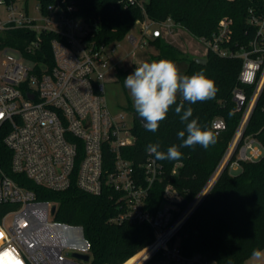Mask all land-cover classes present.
Segmentation results:
<instances>
[{"label":"built area","instance_id":"2783aa9c","mask_svg":"<svg viewBox=\"0 0 264 264\" xmlns=\"http://www.w3.org/2000/svg\"><path fill=\"white\" fill-rule=\"evenodd\" d=\"M31 1L0 0V142L11 150V170L53 191L69 188L74 180L91 194L113 190L118 212L112 221L147 223L154 231L139 264H217L200 252H185L179 232L224 169L264 157V143L246 133L264 89V0L249 9L245 31L255 30L249 39L233 40L234 19L228 15L210 36L198 38L208 51L242 61V87L233 90L242 115L200 193L179 206L184 196L167 183L156 208L150 198L155 183L163 181L162 166L152 155L140 162L124 156L136 141L133 123L123 112H113L105 97L106 73L120 45L96 41L95 23L78 14V0H34V13ZM146 1L127 0L144 13L136 23L139 33L127 34L135 49L164 37L163 27L166 34L173 32L171 18L159 22L146 15ZM12 29L34 33L25 51L5 44L3 34ZM43 35L50 36L51 65L35 62L30 54L41 48ZM246 87L252 88L250 94ZM211 126L218 135L230 129L222 117ZM52 206L0 163V254L10 253L0 264H88L76 256L91 251L83 226L54 219Z\"/></svg>","mask_w":264,"mask_h":264},{"label":"trees","instance_id":"16d2710c","mask_svg":"<svg viewBox=\"0 0 264 264\" xmlns=\"http://www.w3.org/2000/svg\"><path fill=\"white\" fill-rule=\"evenodd\" d=\"M262 1L148 0L144 6L150 19L161 22L171 18L197 38L210 36L223 16H231L234 19L233 40L245 41L255 35L253 28L248 34L245 31L249 9L259 7ZM77 12L95 23L93 37L96 41L105 43L118 42L134 29L137 20L144 18L142 9L136 4H128L127 0H78ZM34 37L29 29H12L3 34L5 44L23 51ZM42 37L41 48L30 54L35 62L51 65L50 36ZM154 44L158 49L154 58L188 60L184 75L191 76L204 70L214 80L219 89L215 99L191 105L194 108L193 118L198 117L203 127L214 132L211 126L213 119L222 117L230 129L218 135L216 144L207 150L199 145L195 148H180L183 153L181 159L157 160L162 166L163 181L155 183L152 189L151 208H156L161 202L163 188L167 183L173 184L187 200L200 193L218 166L242 115L233 100V90L241 86L238 80L242 66L240 59L222 57L208 51L205 55L207 62L198 63L163 37L154 38ZM117 74L118 80L124 81L127 72L119 68ZM246 90L250 94L252 88L246 87ZM181 100L178 97V103ZM184 103L185 107L189 106L187 102ZM184 129L185 124L180 122L174 107L156 133L147 131L134 118L133 132L136 141L123 150L124 156L136 162L143 161L148 155L154 156L146 152L150 143H159V150L166 152L168 147L182 143L178 139V132ZM246 133H253L264 143V89ZM0 163L7 174L34 190L38 199L51 201L56 206L54 219L83 226L85 235L91 242L88 264H132L152 242L154 231L149 224H120L112 221V217L118 212L117 194L113 190L105 188L99 195L91 194L81 190L75 180L69 188L62 191L37 185L25 174L11 170V150L2 140ZM179 235L185 252H200L217 264H246L251 255L263 250L264 157L243 162L237 172L224 169L210 192L185 222Z\"/></svg>","mask_w":264,"mask_h":264},{"label":"clouds","instance_id":"9594fccd","mask_svg":"<svg viewBox=\"0 0 264 264\" xmlns=\"http://www.w3.org/2000/svg\"><path fill=\"white\" fill-rule=\"evenodd\" d=\"M124 86L130 92L135 113L144 128L156 133L162 121L174 107L180 122L185 129L178 132L179 145H172L167 151H160L159 143H150L146 147L148 154H154L160 161H176L182 158L180 148H195L199 145L207 150L217 142L218 133L199 123V118H193L197 102L215 99L219 89L214 80L208 77L204 70L189 75L180 73L174 62L167 59L145 61L132 74L124 79ZM178 96L182 98L178 103ZM189 105L185 107V103Z\"/></svg>","mask_w":264,"mask_h":264},{"label":"rangeland","instance_id":"374dc122","mask_svg":"<svg viewBox=\"0 0 264 264\" xmlns=\"http://www.w3.org/2000/svg\"><path fill=\"white\" fill-rule=\"evenodd\" d=\"M35 11V1L32 0L30 2V12L34 13ZM173 32L166 34L167 29H164V37L165 41L173 42L176 46H178L181 50L186 52L189 58H193L196 56H203L206 55L208 50L205 45L197 38L186 31L184 28H179L173 22ZM140 24H136L134 29L132 30L135 33H139ZM120 46L118 47L115 53V61L124 60V65L129 70L133 67V65L141 64L145 61H153V60H161L154 58V52L156 45L154 44V39L147 42L142 47H139L136 51H134V46L129 40V35L124 36L117 42ZM168 60V59H167ZM28 65L31 66L30 62H26ZM179 64L183 66L188 64V60H180ZM113 66L115 63L113 62ZM180 70V69H179ZM180 73L183 74L184 70H180ZM128 75V74H127ZM126 75V77H127ZM125 77V78H126ZM105 97L108 102L110 109L113 112H123L127 118V120L131 123L134 121L133 112V101L130 95V92L124 86V81L115 80L114 77H106L105 78ZM233 170V172L239 171ZM246 264H264V249L256 252L255 254L251 255Z\"/></svg>","mask_w":264,"mask_h":264},{"label":"crops","instance_id":"0c3cea01","mask_svg":"<svg viewBox=\"0 0 264 264\" xmlns=\"http://www.w3.org/2000/svg\"><path fill=\"white\" fill-rule=\"evenodd\" d=\"M180 28V27H179ZM152 40V39H151ZM150 42V41H149ZM170 42V41H169ZM170 43H172V44H174L173 42H170ZM175 45V44H174ZM178 47V46H177ZM179 48V47H178ZM138 48H134L133 50L134 51H136ZM158 53V49L157 48H155V52L153 53L154 55H156ZM200 57H205V55H203V56H200ZM169 60V59H168ZM124 60H119V61H114V63H115V65L113 66V65H111V67H110V69L107 71V73H106V77H114L115 78V80H118V74H117V71H118V69L120 68V69H122L123 71H125V72H127V74L129 75V74H131V72H132V69H133V67L129 70V68H126L125 67V65H124V62H123ZM172 61V60H171ZM172 62H174L175 64H176V66L180 69V70H184V73H185V69H186V67H187V64L186 65H182V64H179V61H172ZM134 65H136V63L134 64ZM133 65V66H134ZM137 65H139V64H137ZM183 73V74H184ZM127 75V76H128ZM119 81V80H118ZM179 97V96H178Z\"/></svg>","mask_w":264,"mask_h":264},{"label":"water","instance_id":"95a60500","mask_svg":"<svg viewBox=\"0 0 264 264\" xmlns=\"http://www.w3.org/2000/svg\"><path fill=\"white\" fill-rule=\"evenodd\" d=\"M191 59H193L194 61H196V62H198V63H206V62H207V58H206V57L196 56V57H193V58H191ZM132 114H133L134 118H136L138 121H140V119L138 118V115H137L135 112H133ZM140 122H141V121H140ZM141 124H142V123H141ZM142 125H143V124H142ZM186 203H187V199H184L182 202H179L178 205H179V206H184ZM197 206H198V205H197ZM196 208H197V207H196ZM55 210H56V206L53 205V206H52V209H51L52 213H54ZM76 256H77L78 258H82V259H84V260H88V259H89V255H88V254H76Z\"/></svg>","mask_w":264,"mask_h":264},{"label":"snow or ice","instance_id":"6c2138e0","mask_svg":"<svg viewBox=\"0 0 264 264\" xmlns=\"http://www.w3.org/2000/svg\"><path fill=\"white\" fill-rule=\"evenodd\" d=\"M10 256V253L5 252L3 254H0V260H3L4 257ZM16 264H19V262H16Z\"/></svg>","mask_w":264,"mask_h":264},{"label":"bare ground","instance_id":"6f19581e","mask_svg":"<svg viewBox=\"0 0 264 264\" xmlns=\"http://www.w3.org/2000/svg\"><path fill=\"white\" fill-rule=\"evenodd\" d=\"M142 258H145L142 254L132 263V264H139L140 260Z\"/></svg>","mask_w":264,"mask_h":264}]
</instances>
